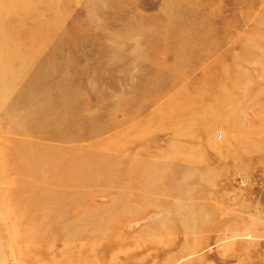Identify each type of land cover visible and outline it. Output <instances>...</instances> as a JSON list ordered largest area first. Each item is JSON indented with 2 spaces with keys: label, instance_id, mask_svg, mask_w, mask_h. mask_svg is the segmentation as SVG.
Instances as JSON below:
<instances>
[{
  "label": "rangeland",
  "instance_id": "obj_1",
  "mask_svg": "<svg viewBox=\"0 0 264 264\" xmlns=\"http://www.w3.org/2000/svg\"><path fill=\"white\" fill-rule=\"evenodd\" d=\"M0 264H264V0H0Z\"/></svg>",
  "mask_w": 264,
  "mask_h": 264
},
{
  "label": "bare ground",
  "instance_id": "obj_2",
  "mask_svg": "<svg viewBox=\"0 0 264 264\" xmlns=\"http://www.w3.org/2000/svg\"><path fill=\"white\" fill-rule=\"evenodd\" d=\"M10 131H11V130H10ZM15 239H16V237H15ZM14 241H15V240H14ZM12 242H13V241H12ZM15 242H16V241H15ZM40 252H41V251H40ZM40 252H39V253H40ZM38 256H39V255H38ZM40 257H41V256H40ZM41 259H42V258H40V260H41ZM45 261H47V260H45ZM48 263H49V262H48Z\"/></svg>",
  "mask_w": 264,
  "mask_h": 264
}]
</instances>
